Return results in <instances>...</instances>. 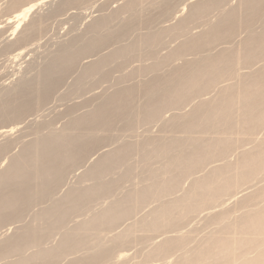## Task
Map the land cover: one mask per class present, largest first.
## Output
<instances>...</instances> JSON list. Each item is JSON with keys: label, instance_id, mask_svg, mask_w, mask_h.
<instances>
[{"label": "bare ground", "instance_id": "1", "mask_svg": "<svg viewBox=\"0 0 264 264\" xmlns=\"http://www.w3.org/2000/svg\"><path fill=\"white\" fill-rule=\"evenodd\" d=\"M51 1L52 0H12L10 6L13 9L12 10L13 15H12V17L7 19V23L8 24L11 23V25H12V28H13L12 33H15V31L19 28L21 23H23L25 21V19L29 16V14L31 12H33V10H35L36 8H38L41 5H44V4H47L48 2H51ZM81 1L85 2L84 0H63L58 5H59V7L62 6L64 8V6H65V8H66V6H69V5L74 6V4L76 5L77 3L81 2ZM136 1L137 0H135V2L133 0H131L128 3L126 2L127 3V4L125 3L126 5L123 4L124 6H122L121 8L119 7L118 9H121L123 11H124L123 7H126L125 10L129 9V11H131L133 9L132 10L134 12L133 14H135V12H137V11H134L135 5H136V8H137V5H140V4H138L139 1H137V2ZM175 1L177 2V0H175ZM181 1L182 2L184 1L186 3L185 0H181ZM223 1H226V0H207V2L205 1L204 4L202 3L203 1H201V4H198V3H195V5L191 4L192 8L191 7L190 8L192 9V11H191V13L189 12L190 15L187 16V17H189L188 19H186L187 17H185L186 21L190 20V22H193V21H196V19H200L201 17L202 18L206 17V15H208L207 12L210 9L217 8L219 5L224 3ZM171 2H173L175 5L171 6V4H173ZM176 2H174L172 0H161L160 3L156 7H154V5H152V7L154 9H152V7H151L152 12L151 11L150 12L153 13V10L160 9V11L165 10L164 15L169 14L170 8L172 10V7L174 8V6H176L179 3V1L177 3ZM135 3H137V4H135ZM221 7H218V8L220 9ZM263 7H264V0H239L238 6H236L234 9L231 8L232 10L229 9L230 10L229 12L226 11L227 13L225 12L226 13L225 15L223 13V16L221 15L220 19L217 20L218 22L217 23L215 22L216 24L214 23V25H211V27L206 32L205 31H204V33L202 32L203 34L200 33V36H196V35H195L196 37L193 36L192 37L193 39H191V40L189 38L188 39L189 41H187V39H186L185 43L181 44L182 47L181 48L178 47L180 49V50L178 49V51H177L178 53L181 52V50L182 51L184 50L185 53H186V50L188 52L194 53L193 49L195 50L196 48H199V47L205 48L206 49L205 52H207V51L210 52V50L218 42H219V44H218L219 46H220V44L222 45V44L233 43L235 41V39H234V41L232 40L233 42H230L228 40L229 39L231 40L233 36L236 37L237 36L236 33L237 32L240 33V30H241V32L243 30H246V31L242 32V33H244V35L246 33H248V35H245V38H243L242 41L238 40L239 36L237 37V40L241 41V43L239 42L240 44H238L236 47H239V45H240V48H235V47H233V48L231 47L228 49H226V48L224 49V47L222 49L220 48L221 49L220 52L218 51L217 54H215L216 56L214 55L215 56L214 58L211 57V59H210V57L208 56V58L210 60L208 58H207L208 60L205 58L206 59L205 63L202 61L201 65L202 64L203 65L202 66L198 65L200 67L195 66V65L197 64V62H199V60H201V58H198V60L195 58L197 60V61H195L196 63L194 61H191L192 63H195V65H192L190 63V61H189V63L191 65H188V61L186 62L184 59V61H185L184 63L187 64L188 67L192 66L191 71L193 74L190 73L191 75L189 76L185 72L187 75L185 77L186 79L183 78L184 79L183 80V79H181L182 78L181 75L183 74V72L180 76L178 75L181 73V70L183 71V69H178V67L175 68V70H173L174 72H172V71L171 72L174 74V76L175 75L179 76V78L176 76L175 77L173 76L174 79L178 78L179 83L178 84H177V82L173 83V84H175V87L171 83L170 86L171 87L173 86L172 89L170 86H169L170 89L164 88V87H166L164 85L167 84L166 83L167 81L164 84L163 81L161 82V80H159L160 79L159 76H158L159 79L157 78L158 80L156 78H152V80L150 79L151 81H153V79H156L153 82L146 83L147 82V80H146V82H144V83L142 82V83H137V84H133V85H131L132 83L130 85L127 84V87H124L120 90L118 88V90L116 92H114L113 94H111L112 96H110L109 98H107L108 96L106 97L107 99L103 98L106 100L101 101V104H99L98 106L96 105L98 108L96 109L94 107L95 110H93V112H92V110H91V113L87 111L88 113H90L89 115H88V113H86L87 116H85L86 114H83L82 116L80 115L81 117L80 116L77 117L78 119H73V121L71 119L69 121L70 123H68V125L67 124L65 125L66 128L64 130L62 129L63 131H59L62 133L59 134L57 131H56L57 132L56 133V132H54L55 131L54 130L53 131L54 133L50 134L49 136H47L45 138L42 137V139H39L33 143H30V144L28 143V145L26 144V146L23 149L20 147L22 149V150L20 149L21 152L19 151L20 153L17 156L15 154L14 157L10 158L9 164H7L8 166H6L4 170H2V171L0 170V226H2V227L5 225H11L14 223L17 224L19 219L22 217V215L26 211V209L29 206L31 207L33 202L36 201V203H37V201H41V200L43 201L44 199H47L48 196L50 197L51 193H53L55 188H57L62 183L66 170H68L69 168H76V167H72V166L78 165L79 163L78 164H76V163L79 161H82L83 159H85V157L88 158L92 154H96V155L99 153H102V154L101 155L99 154L100 157L98 158L97 161L92 159L93 161H95V163L93 164L92 168H89L90 171L88 169V173H86V175H85L87 178H89V180L91 178H92V180L94 179L96 181V183L92 187L83 188V189L81 188L77 191L75 189L76 192H74V190H73L72 192L74 195L72 198H71L72 193L67 194V195H70V194L71 195H70V198L69 197L67 198V200H65L63 198L64 199L63 201L66 204H63L62 202L61 203H54L50 209L42 210L39 213L37 212L38 214L35 213V215H37V218L39 220L40 219H43V220H40V222H36L37 219L35 220V218H34L33 221L36 224L40 223L41 226L40 225H38V226L44 227V228L41 229L36 224H35L36 226H33L34 224H31V226H28L25 229H23L20 232V234H16V236H13L11 239L9 238L7 243H5L6 241H4L3 244L1 243V245H0V261L3 260L5 262V260L7 258H11L12 256H23V253L25 252L26 249L33 248V250L35 249V251L34 252L32 251V253H33V254H31L32 256L30 255V257L24 256V257H21L19 259L17 258L16 261L8 262L5 264H40V263H36L37 260H38L37 262H39V260H40V262L42 263V259H44L50 251L48 247H47L48 249H46V247L45 248L43 247V246H45V245H43L45 239L47 237L49 238V236L53 232L58 231L59 229L61 230V229L65 228L66 225L64 226V221L66 220V218L68 216L73 214V212H76L82 204H83V206H81V208L84 207V204L91 199L96 200V198H97V200H98V197H100V196L102 197V195L107 196V194H108V196H110L109 195L110 192L116 186V181L109 180L111 182L104 183V181L102 180L103 181V183H102L100 180L101 176L105 173H106V175H108V174L114 175V173H116L117 167L120 165H125V164L128 165V163H127L128 158L131 155L138 153L141 150V148L138 146V144L126 145L127 144V142H126L123 147H120L119 149H117L114 152H105V151L103 152V147L105 145L102 147L101 144L104 143L103 142L104 139L102 138L103 139L102 143L99 142L100 140L95 139L96 137H94V135H96V134H94V133H96V131H99L100 133H101V131L102 132L109 131V129H110L109 127L111 126V123L114 122V119L121 117L122 115H124V118H125L126 116L124 113L128 112L129 110L131 111L130 108H132V107H130V106H132V104L135 101V100H133V102H132L133 96L135 95V93H138V94L140 93V91L137 92V90H142V92H141L142 94L144 92L152 91L153 92V93L151 92L152 95L154 94V91L155 92L157 91V93H155V95H153L156 97L152 98L153 96H151V99L149 97L147 98L149 100H146L147 101V102H145L146 104L143 103L144 107H143V109L141 108L142 111L138 110V112L140 114L137 115V122H139V125H140V122H148V121L151 122V120H152V122H155L156 118H158V117L160 118V116L163 115L162 114L163 111H167L166 108H170V107H171L170 109L179 108V106L182 105V102L184 100H188L189 99L188 97H190L191 95L195 96L196 94L194 95V93H202L204 96V94H207L210 90H212V88H210V87H212L215 83H217L218 80L221 79V80L226 81L225 76L230 77V75L231 76L234 75V72H233L234 70H235V74L237 73L236 71H238V70L242 71V68H243L242 65H244L243 63H246V62L248 63L249 61H251L250 64L248 63L251 66V64L257 59V57L264 56V31L261 29L263 32L259 31L258 32L259 34H256V33L253 34L255 30L252 28V26H253L252 23L255 20L258 19L260 21L261 19H263V21H264V15L262 16V14H264V12L260 15L262 18L259 17V14L262 12L261 10H264V9H262ZM138 8H140V7L138 6ZM167 8H169L168 9L169 12H166ZM59 9H61V8H59ZM141 10L144 12V8H142ZM156 10H155V12L159 11V10H157V11ZM214 10H216V9H214ZM115 11L117 12L119 10H115ZM146 11L149 12L147 9H146ZM146 11H145V13H146ZM211 11H213V10H211ZM114 12H113V14H114ZM177 12H179V10ZM138 13L129 17L128 14H130V13L128 12L127 16L125 14V16L128 18V19L126 18L127 20L124 17L121 18L120 15L119 16L116 14L111 15L112 17H114V19H116L115 15L118 16L116 20L118 21V24H121V26H119V25H118V27L116 26L117 28L115 30H114V28H113V30L108 29L109 23H110V22H108V20H110V19H107L104 16H102L103 18L102 17H100V18L96 17L97 19L91 24V29H93L94 31H98V30L106 28L108 30H105V32L103 31L104 32L103 34L100 33L101 36L100 35L98 36V34H97V36L99 37L97 39L93 38L96 36H93L92 39H90V40L87 38L88 40L86 39V42H85V40L83 41V42H85L84 44H81L78 47L73 46L74 48L71 49L70 51H68V52L64 51L63 53H65V54H63L60 51L63 54L62 56H59L61 53L58 55V57H57V55L56 56L53 55L56 58L55 57L53 59L51 58L52 60L50 59L51 61H48L49 64L47 66L44 65L46 68L41 70V72L39 71V73H37L38 75H36L34 78H30V79L24 80V81L16 84V86H14L13 88L11 87L12 90H11V88H10V90H7L6 93H4L5 97L3 96L4 98L2 97L1 98L2 101H0V118L2 120L3 119L7 120L8 118H10V119L13 118L12 120L15 121V119L21 120V117L25 116L28 111L29 112L31 111L33 113V111L35 110L36 107H38V106L40 107V105L42 106V104L48 100L50 94L52 96V92L54 91L55 87H58V85H60V83L62 85V81L64 82V80L66 79L65 76H69L67 73H69V72L74 73V72H72L73 71L72 69L74 67L76 68V63H79L77 61H79L78 59L80 57L82 59L83 58L89 59L90 57L93 58L94 56L95 57L98 56L99 52L103 51V49L106 50L107 48L113 46V44H115V43H117V45L119 46L120 40L121 39L123 40L131 32L133 33L134 30H136L135 31L136 36H138L137 35L138 34L137 33V28H138L137 25H139V27L142 28L145 25L147 26V24H149L148 21H150V18L148 19V18L143 17V15H141L142 12L139 13L140 15ZM160 13L163 14V12H160ZM117 14H119V12ZM152 15H154V14H152ZM203 15H205V16H203ZM111 16H108V17L110 18ZM254 16H258V18L255 20L253 19V22H250L251 28H248V30H247L246 26L248 24V21H250V19L253 18ZM119 17L121 18L122 21H124L123 19H125V21L122 23L121 21H119L120 20ZM11 19L13 21H11ZM40 19H41V17H40ZM40 19H39V22H37L35 19L36 22L33 20L34 22L32 21L30 23H27L28 24L27 27L24 26V27H26L27 34H28V32H31V31L33 33L38 31V28H40L38 25L41 24V22H42L41 21L42 19L41 20ZM186 21L183 18L178 24H176L177 26L175 25L174 28H172V27L171 28H163L157 32L148 31V32H146V34L144 33V35L141 34L139 37H137V39L135 41H133L134 40V38H133V40H131V41H133L132 43L130 41V39H132V38L129 37V41H130L129 45H128L129 42H127L128 38L126 37L127 39H125L126 40L125 43L127 42V46L121 45L120 47L112 49L109 53L106 52L108 54L104 53V55H101L102 54L101 53V54H99L100 56H98L96 58V60H94V61H92L91 58H90L91 61H84L83 72H81L80 67H79L80 72L83 73L81 75H85V77L83 76V78L82 77L81 78L85 79L86 76L89 74L92 77L93 73L96 74L98 70L101 71L102 69L103 70L106 69V67H104V66L107 65V68H108V64L110 62L114 63V61L117 59H123L124 60L125 58H129L128 55L130 53L140 52V50L143 48H147V50H148L146 55L144 56V58H148V57L154 58L155 57V50L159 49V48L156 49V47L162 43V40H164L163 39L164 36L170 35L172 33H179V32L182 33L184 30H186L185 28H187V26L185 27V25L188 24V23H186ZM157 24H158V22H157ZM243 25L245 26L244 29L242 28L243 30L242 29L239 30V28H241V26L243 27ZM263 27H264V25H263ZM139 32H141V31H139ZM184 32L186 33V31H184ZM22 33H21V35H22ZM93 33H94V35L96 34V32H93ZM24 34H25V32H24ZM131 34L129 36L133 35V34L132 35ZM10 35H12V34H10ZM10 35L8 34V36H10ZM26 36H28V35H26ZM3 39H5V38H3ZM77 40H78V42L80 41L79 38H77ZM72 42H68V44L71 43V45H72L74 43V42L73 43ZM118 42H119V44H118ZM212 45H213V47H212ZM209 48H210V50H209ZM64 49L62 48L61 50H64ZM144 50H143V52H144ZM189 50H191V51H189ZM172 51L173 50H171V53H172ZM18 52L19 53L15 54L14 56H21L23 54L22 51L21 52L18 51ZM177 52L176 53L174 52V53L176 55H179V56H176L173 53L174 55L172 54L173 57H171L170 52H169L170 54H168V55L171 58L175 57L174 61L176 60L177 57L180 58V59L177 58L178 60H181L180 55L182 52L179 54H177ZM137 54H139V53H137ZM161 55H163V54H161ZM165 55L163 58H165ZM206 55H207V53H206ZM131 56H133V55H131ZM157 56H158V54H157ZM184 56H185V54H184ZM184 56H182V57H184ZM204 57H205V55H203V58ZM163 58L160 61L158 60V61L154 62L153 65L148 66L149 68L146 67L143 69V67H142L143 72L140 68L141 71H139V73L141 72L142 74H145L147 71H150V70L152 71V73L156 72L157 70L155 68L158 67L157 69H159V66L161 64L162 65L160 67L165 65L163 62L165 59L163 60ZM169 58H166V60ZM263 58L264 57L260 58V61L262 59V61L264 62ZM253 59H255V60H253ZM123 60H121V62ZM155 60H156V58H155ZM170 60L172 61L173 59H170ZM124 61H123V63H124ZM169 61H165V63L168 62L170 64ZM258 61H256V62H258ZM8 62H9V60H8ZM117 62H118V60H117ZM117 62L115 63L116 65L119 63V62L118 63ZM126 63L128 64L129 62H126ZM79 64H78V66H79ZM111 64L112 63H110V66L112 67ZM115 64L113 66L116 68H115V70L114 69L112 70L113 72L117 71L116 70L117 66H115ZM240 64H241L242 68L236 69V67L237 68L240 67L239 66ZM128 65H126V66H128ZM187 65H183V66H186V68H187ZM80 66H82V65H80ZM126 66L123 65L124 68ZM244 66L249 68L248 66H246V64ZM259 66H258V68H259ZM261 66H262V64H261ZM101 67H103V68L100 69ZM111 67L108 68L109 74L112 73L110 71V69L114 68V67H112V68ZM128 67H126V69ZM173 67H174V64H173ZM245 67L243 69H245ZM118 68L123 69L121 64H119ZM170 68H171V66H170ZM263 68H264V65H263ZM137 69H139V68H137ZM177 69L180 71V73H179V71L176 72ZM260 69H262V67ZM260 69L256 70V74L251 72L254 75H252L250 72L248 74H251V76L247 77V76L243 75L245 78H243V80L241 81L240 84L238 83L239 87H238V85H236L237 84L235 82L236 78L235 79L233 78L235 84L231 83V80H230L231 84H229L230 86L231 85L233 86V84H234L233 87L232 86L230 87L228 85V83H229L228 82L226 84L227 87L226 88L222 87V90L219 91L221 88L220 87L221 83H222V86L225 87V85H223V82H220V84H217V86L220 87L218 90L220 92L219 93L220 95L218 94L219 98H216V99L213 98L214 100H211V101H209V99H207L208 101L205 100V102H203V100L201 102V100H200L198 102H200L201 104H199V103L197 104L200 106L198 108H197V105L195 106L197 109L192 108L193 112H189L187 114V116L185 115L187 112L184 114L187 118H185L183 116V114H182V116H180L182 118L184 117L185 120H182V118L181 119L177 118L173 122H171L169 125L172 126L173 125L172 123H174L176 126L175 127L173 125L175 127V129H173V127H171V129L176 130L175 132L178 131V132L184 134V136H182L183 137L182 139L178 138L179 140H176L177 138L175 139L174 137H172L173 138L172 139L173 141H172V140H170V138H168L171 141V142L168 141V143L165 142L164 139H161L162 143H161V141H159V140L156 141V139H155L156 145H157L158 141L160 143L156 147H154L153 149L151 148V146H148V145H150V144L153 145L152 142L154 140L149 139V141H146V145H147V142H150V140H151V143L148 144L146 147L147 148L150 147L151 151H148L149 149H147V151H146L145 145H143V144H145V142L143 144L141 143L140 145L144 146V149H145L144 152L146 151L144 153L142 150V153H144V156L141 159V160H143L142 163L144 164L150 160H153V159L155 160L156 158L159 159L158 157L161 155H162V157L166 155L168 158H166L167 160L165 159L167 161L164 164L165 169L159 170L158 167H156L159 171H161V173H155L154 174V172H151L154 175L152 176V178L150 180H148L149 182H147V183H146V181L143 182L144 184H147V186L140 188V189H133V190L129 191V193L126 191L128 193L127 195L125 194L126 198H124V196H122L123 200H120V199H119V201L117 200V202L110 204L105 210L100 211L99 214L97 213L98 215L96 214V216H93L90 220L83 221L81 223L79 222V224H77L73 229L66 231L65 234H63L64 237L61 238V240H60L61 242L59 241V244H57V247L54 248L58 251V255L55 259H61L67 253H70L69 251H73V250H76L78 248L81 249L82 247H83L82 249H84V247L88 246L90 243L92 245V241H90V243H89V239L92 238L91 236H93L94 234L95 235L93 236V238L95 239V236L97 237V233H99V230H101V228H103L102 225L104 223L107 224V225L106 224L104 225V227L107 228L108 225L111 226V225L116 224L118 221L121 220V218L124 217V215H126L127 213H130L133 209L139 208V206L146 203L147 200L151 201L150 199H155V200L157 199L158 201H160L159 199L162 198L163 195H168L169 193L174 192V190H176V189H178V187H180L179 185H180L183 177H185L186 175L191 176V174H193L196 170H198L203 165H205V163L206 164L211 163V162L214 163L213 160L219 159V158L221 160L224 156H226L227 153H229V150L232 147V145H234L233 148H235V144L238 143V141H235L233 139V137L231 136L233 134L232 131H234V132L236 131V130H234L235 128L236 129L239 128V130H238L239 133H241V135H246L248 138L252 134H255L258 130H260L264 126V70L260 71ZM154 70H156V71H154ZM75 71H77V70H75ZM108 71H107V73H106V71L104 72V74H106L107 76H108ZM134 71H136V70H134ZM151 71L147 72V73H151ZM184 71H186V70H184ZM188 71H189V69H188ZM252 71H253V69H252ZM232 72H233V74H231ZM175 73H178V74H175ZM97 74H96V76H98V77H96V78L98 79L99 77L102 76L103 73H101L100 76H99V74L98 75ZM133 74H134V72H133ZM133 74H131V76ZM171 75L172 74H170V77H169V75H167L166 78H168V77L172 78ZM238 75L240 77L242 76L240 74H238ZM187 76H189L188 79H187ZM91 77H90V79H91ZM108 77H110V76H108ZM119 77H117V79ZM229 77H227V78H229ZM233 77H237V76L235 75ZM240 77H239V79L242 78V77L241 78ZM125 78L126 77H124V79ZM132 78H134V77H132ZM169 78H168V83L170 80ZM72 79H74V78H72ZM87 79H88V81H90L89 78H87ZM102 79L107 80L108 78L106 79V77H105V79L104 78H102ZM102 79H99V80L103 81ZM179 79H180V81H179ZM78 80H76V84L77 83L79 84V81L81 79L79 81ZM93 80L95 81V78H93L91 81H93ZM118 80H120V79H118ZM162 80H166V79L163 78ZM171 80H173V78ZM238 80H237V82H238ZM139 81L141 82V80H139ZM159 81L162 84L159 83L160 86L158 87L157 86L158 84H155V83H158ZM85 82H87V80L84 81L83 84H85ZM108 82H109V80H108ZM116 82L119 83L118 81H116ZM125 82H126V80H125ZM115 84L116 83H114V85ZM73 85H75V84H73ZM167 85H169V84H167ZM235 85L237 86V88L235 87ZM63 86H64V84H63ZM75 86H77V85H75ZM86 86H87V84H86ZM162 86H164V87L162 88ZM217 86H215V88ZM1 87H3V86H1ZM122 87H123V85H122ZM157 87L159 90L157 89ZM58 88H56V90ZM215 88L213 87V91H215L214 90ZM208 89H210V90L207 91ZM75 90H76V88H75ZM203 92H206V93H203ZM53 93H55V91ZM148 94L149 93H146L144 95H148ZM202 94L199 96H202ZM218 95H216V96H218ZM196 96L193 98H196ZM135 97H136V95L134 96V99H135ZM193 98H191V99L194 100ZM71 103H72V101H71ZM183 103L185 104V102H183ZM53 105H55V104H53ZM75 105H77V104H75ZM37 109L38 108H36V111H37ZM71 111H73V110H71ZM81 111H83V110H81ZM179 111H180V109H179ZM24 113H26V114H24ZM180 114H181V112H180ZM32 115H30V116H32ZM75 118H76V116H75ZM173 118H175V117H173ZM23 119H25V118L23 117ZM121 119H122V117H121ZM129 119H130V117H129ZM133 119H134V117H133ZM153 119H155V120L153 121ZM33 120H34V118H33ZM117 120H119V118ZM3 121L5 122V120H3ZM150 122H149V124H150ZM158 122H159V119H158ZM23 123H25V122H23ZM125 124H127V123H125ZM129 124H131V123H129ZM121 125H122V123H121ZM136 126H137V124H136ZM167 127H168V129L166 131H168L170 128L168 125H167ZM2 128H4V129H2ZM48 128H49V126H48ZM125 128H127V127H125ZM25 130H27V129H25ZM173 130H171L170 132H172ZM12 131H13V127L12 128L11 127H8V128L1 127L0 138L3 139L4 137L6 138L8 136H11L10 134L12 133ZM46 131H47V129H46ZM206 133H214V134L218 135L217 136L218 138L213 137V139L208 138L209 139L208 140V139H206V136H205V138L203 136V135H206ZM160 134H162V133H160ZM172 134H174V133H172ZM164 136H165V134H164ZM180 136H178V137H180ZM247 137H246V139H247ZM164 138H167V136ZM249 139H251V137ZM8 140H9V138L4 143H2L0 145V154H2V155H5L7 153L9 154V152L13 149L14 143L11 141H8ZM17 140H18V138H17ZM155 141H154V143H155ZM234 141L237 143L234 144ZM188 142L190 144H192L193 148H192V146L190 147L192 150L186 154L180 155L181 151L177 150V149H179L178 147L180 146V148H183L182 146L184 145V147L186 148L188 146ZM98 143L101 146L99 148H97ZM247 143H248V139H247ZM185 145H187V146H185ZM259 145H260V142H259ZM172 146H177V148L175 147V153L178 151V152H180V154L177 153L179 155L175 154L177 156H174V155H172V153H170ZM257 147L255 145V148H257V149H255L254 151H250V152H248V151L245 152L243 150V153L240 154L238 161H236L235 163L226 162L222 167H218V166L217 167L215 166L213 168L210 167L211 170L208 174H206L202 178L193 179L194 182H192V186L194 188H191V187H189V188H191L192 190L194 189V190L193 191L191 190V192H190L189 191L190 189H189L188 191L190 193H188L187 196L185 195V197H184V196L180 195L181 197H179L178 199L173 198V201L171 200L172 202L169 200L168 203H165L164 207L161 206L163 209L161 210V212H160V210L158 211L159 214L158 215L156 214L157 216L154 214V216H156V217L153 219V221H151L153 223H149L147 225L145 224L146 227H149V228H147L146 231H149L150 229H152L154 231V229H155V230H158L157 232L159 233L160 229L165 228L164 230H168V228L170 229L171 227L174 226L178 217L183 218L185 216L187 217L188 215H191L194 213L197 214V212H200V210H202L203 206H205V205L207 206V204H209V203H210V207L213 206L211 202L215 203L214 201H216V202L219 201L218 199H220L222 194L227 195V193L231 194V193L235 192L234 194H232V197L237 196V194H240V193L242 194V192L245 190V188H244V190L243 189L241 190V188H240V191H239V190H237L238 189L237 187L239 186V184H240V186L243 183L245 184L251 177L253 178L254 176H256V174H257L256 172L260 173V171H259V169L261 167L260 164L262 165L261 161L262 160L264 161V141H261V145L257 146ZM172 149H173V151L172 150L171 151L174 153V147H172ZM231 150H230V152H231ZM14 152H16V151H14ZM83 162H86V161L83 160ZM151 162H153V161H150V163ZM147 164L144 166L147 167ZM80 165H82V164L80 163ZM125 166H123V167H125ZM123 167H120L119 169L121 170V168H123ZM130 167H131V165H130ZM130 167H128V168L126 167L127 169L125 168L126 169L125 172H124V170H122L124 173H123V176L120 175L121 176V177H119L120 179H127V180L131 179L130 175L132 174V170ZM77 168H76V170H77ZM115 168H116V170H115ZM140 169H143V167ZM205 169H206V167H205ZM113 170H115V172ZM135 170L133 172H135ZM112 171L114 173H111ZM143 171H144V169H143ZM151 173H149V175ZM144 177H146V176H144ZM139 178H140V176H139ZM83 179L85 181L86 178H84V176H83L82 180ZM146 179H147V177H146ZM78 181H80V180H78ZM125 183H126V181H125ZM235 190H237L239 192H237ZM110 197H112V196H110ZM245 197H246L245 202L244 201H241V202H244L247 205L249 203L251 204L252 202L257 203V204L258 203L264 204V189H262L256 193H253V195L250 194L249 197H247V196H245ZM162 199H161V201H162ZM68 203L72 204V206L70 208L67 207ZM61 204H63V205H61ZM147 204H148V202H147ZM159 204H161V203H159ZM220 204H223V203H220ZM257 204H255V207ZM259 204L257 206L258 209L254 208V210L253 209H251L250 211L247 210L248 211L247 213L245 212V214L241 218L239 217V220L236 223L231 224V226L230 225L227 226L228 228L227 227L221 228V229L219 228L220 230L218 229V231H219L218 236L215 235L216 237L213 238L212 240H209V241L207 240L208 239L207 238L206 241H208V242H204L205 243L204 244L205 246L203 245L204 247L201 246L202 247L201 248L199 246L201 249L198 250L196 248L198 250L196 252L193 249L194 250L193 253L196 255L195 256L193 253L191 255V256L196 257V258L194 257L196 260H195V263H193V264H236L235 263V262H237L236 259L239 260V258L242 259V262L240 260L241 264H264V205L261 206V204L260 205ZM253 206H254V204H253ZM259 206H261V207H259ZM85 207H86V205H85ZM207 207H206V209H208ZM244 207H246V205ZM249 207H250V205H249ZM88 208H86V210H88ZM93 208H94V206H93ZM155 211H156V209H155ZM75 214H74V216H75ZM92 215H93V213H92ZM127 215L129 216V214H127ZM230 215H231V213H230ZM151 216H153V215H151ZM220 216H222V215H220ZM46 217H49V218L53 217L54 218V221L52 223L50 221L53 219H51V218H50L51 220L49 219L50 220L49 224L50 223L51 224L48 225L47 227L42 226L44 224H41V221L44 222V218H46ZM219 219H220L219 216H215V215H214V217L211 218V220L213 222L219 221ZM45 220L47 221L48 218H46ZM183 220H184V218H183ZM220 220H222V217ZM74 221H76V220H74ZM47 224H48V222H47ZM219 224H221V222ZM228 224H230V223H228ZM145 228H144V230H145ZM103 229H102V231H105V228H103ZM142 232H144V231L142 230ZM160 232H163V231L161 230ZM204 232H205V230H204ZM150 233H151V231H150ZM161 235H164V233ZM207 236H208V234H207ZM101 237L103 238V235ZM125 238H126L125 235H122L119 238V242L123 243L125 241ZM96 240L103 243L101 241L103 239L99 238V240H98V237H97ZM184 240L186 242L187 237L185 239H184V237L168 238V239L164 240L159 246H157L155 248V251L153 252V254L151 253V255H155V254L161 255L163 253L170 252V250L173 248L174 249L177 248V250H178V248L182 249L184 244H185ZM115 241H117V240H115ZM99 242H95V243L97 244ZM96 244L94 245V243H93L92 247L96 246ZM125 244H126V242H125ZM87 248H89V247H86L85 249H87ZM96 248H98V247H96ZM99 248H101V247L99 246ZM89 249H93L96 251V249H94V247L89 248ZM51 250H53V249H51ZM234 250H236L238 252V254L242 253V252H240V250H242V251L244 250L243 252H247V250H253L255 253V255H254L255 257L253 258V256H252V258H248V257L243 255L245 253L241 254L242 257L240 255L234 256V254L237 253L236 251L234 253ZM108 253H109L108 249L105 250V248L104 249L102 248V249L96 251L95 256L92 254L93 257H91L89 259L86 258L85 260H83V262H88L89 260H94L93 259L94 257L95 258L100 257V258H102L101 260L104 262V260H106V259L102 256H105ZM250 253H251V251H250ZM155 256H157V255H155ZM164 256H166V255H164ZM109 257H110V255L107 256L108 259H109ZM103 258H104V260H103ZM118 258H120V257H118ZM97 259L100 261L99 258H97ZM183 259H185V258H183ZM185 260H188V259L186 258ZM95 261H96V259L94 260V262ZM181 261H182L181 264H183L184 261L183 260H181ZM189 261H186L184 264H186L187 262L192 263L191 262L192 260H189ZM78 262L81 263V261H78ZM78 262L75 261V263L73 262V264H77ZM193 262H194V260H193ZM45 263H49V262H45ZM80 263H78V264H80ZM43 264H44V261H43ZM69 264H70V262H69Z\"/></svg>", "mask_w": 264, "mask_h": 264}, {"label": "rangeland", "instance_id": "2", "mask_svg": "<svg viewBox=\"0 0 264 264\" xmlns=\"http://www.w3.org/2000/svg\"><path fill=\"white\" fill-rule=\"evenodd\" d=\"M11 1L12 0H0V39H1L0 40V101H2L1 98L4 96V93H6L7 90H10L11 87L13 88L14 86H16V84H18V83H20V82H22L24 80H27V79H30V78H34L36 75H38L37 73H39V71L41 72V70H43L44 68H46L45 66H47L49 64L48 61H51L56 55L58 57V55L61 52L62 53L64 51L65 52H68L71 49H73L74 47H78L81 44H84L86 42V39L87 38L90 40V39H92L93 36H96V37H93V38L94 39H97V38H99L98 36L100 35V33L103 34L105 32V30H108V29L113 30V28L115 30L118 27V25L121 26V24H118V21L116 20L119 15H120L121 18L124 17L126 19L127 18L126 16H127L128 12L130 13V14H128V16L130 17V16L135 15L136 13H138L140 11L139 13L142 12L141 15H143V17H145V18H148V19L150 18V21H148L149 24H147V26L145 25L146 27L144 26V27L140 28L139 25H137V27H138L137 28V33H138L137 35L138 36H136V32H135L136 30H134L133 33L131 32L133 35L130 33L132 36H129L130 34L128 36H126L128 39L125 37L123 40L122 39L120 40V45L119 46L117 45V43H115V44H113V46L107 48L106 50L103 49V51L99 52V54L102 53L101 55H104V53H106V52L109 53L112 49L117 48V47H120L121 45L122 46H124V45L127 46V42H129L128 43V45H129L130 44V41L133 40V38H134L133 41H135L137 39V37H139L141 34L142 35H144V33L146 34V32H148V31L157 32V31H159L160 29H163V28H171V27L174 28L175 25L178 24L183 18H184L185 21H186V19L189 18L187 16H189L190 13H191V11H192L191 4H193V5H195V3L201 4V1H203L202 2L203 4H204L205 1L207 2V0H185L186 3L184 1H183L184 2L183 3L181 0H177V2L179 1V3L176 6H174V8L172 7V10H171L170 7L173 6V5H175L173 2H171L173 4H171V6L169 7L170 8V10H169L170 12L168 11L169 8H167V10H166V12H169V14H165L164 15V13H165L164 11L165 10L160 11V9H157V10H159L158 12H155V10H156L155 9V10H153V13H151L152 12V9H154L152 7V5H154V7H156L160 3L161 0H137V1H139L138 4H140V5H137V8H138V6L141 9L144 8V12L140 8L137 9L136 8V5H135L134 11H137V12H135V14H133L134 13L132 11L133 9L131 11H129L128 8H127L128 10H125L126 7H123L124 8V11L121 10V9H118L119 7L121 8L122 6L126 5L131 0H84L85 2L81 1V2L77 3L76 5L74 4V6H70V5H69L70 7L69 6H66V8H65V6L63 8L62 6L59 7V5H58L63 0H52L51 2H48L47 4L41 5L38 8H36L35 10H33V12H31L29 14V16L25 19V21L23 23H21V25L15 31V33H12L13 28H12L11 23L10 24L7 23V19L10 18V17H12V15H13V12H12L13 9L10 6ZM133 1L135 2V0H133ZM172 1L176 2L175 0H172ZM223 2H224L223 4H221V5L218 6V7H221L222 6L220 9L218 7L217 8L210 9L207 12L208 15H206L207 13L205 14L206 17H203V18L201 17L200 19H196V21H193L192 20L193 22H190V20L189 21L187 20L188 22L186 21V23H188V24L185 25V27L187 26V28H185L186 30H184V31H186V33L183 31L184 33L183 32L182 33H180V32L179 33H172L170 35L164 36V38H163L164 40H162V43L159 45L160 47L159 46L156 47V49H158V48L159 49L158 50H155V57L154 58H149V57L148 58H144V56L146 55V53H147L148 50H147V48H143V49L140 50V52H132V53H130L128 55L129 58H125L124 59L125 61L123 59H117L119 63L117 62V60H115L114 63L113 62H110V63H112L111 64L112 67H114L113 65L116 62L118 63L117 65L115 64V66H117V69H116L117 71L116 72L115 71L114 72L112 71L113 69L115 70L116 67L112 68L110 66V63L108 64V68L109 67L112 68V69H110V71L112 72V73L111 72L110 73L112 75L109 74L107 65L104 66V67H106V69H104V70L106 71V73L108 71V76H110V77H108L106 74H104L105 71L102 69L103 67H101L100 69H102L101 70L102 72L100 70H98L97 73L99 74V76H100L101 73H103L101 77L104 78V79L106 77V79L108 78L107 80H103L101 77H99L97 79L96 78V77H98V76H96L97 73L96 74L93 73L94 76L92 75V77L95 78V81L94 80L91 81L93 78L89 74L90 76L87 75L86 78H85L87 80V82H85V84H83V82L86 81L85 79H82L83 76L85 77V75H81V74H83L81 72H83V64H84V61H91V59H92V61H94L100 55L98 54V56H96V57L94 56L93 58L90 57L91 59L90 58L89 59L88 58H85V59L83 58L82 59L80 57L81 59L79 58L78 59L79 61H77V62H79V63L81 62V63L80 64L79 63H76V68L77 69L75 67L72 69L73 70L72 72H74V73H71V72L67 73L69 76H65L66 79L65 78H64L65 80L63 79L64 82L62 81V85L60 83V85H58L59 88L58 87H55V89H54L55 93H53L54 92L53 91L52 92V96L50 94L51 97L49 96L48 100L45 101L42 104V106L40 105V107L39 106L36 107V108H38L37 111H36V108H35V110H34L35 112L32 110L33 113L31 111L30 112L28 111L29 113L27 112V114L24 113L26 115L25 116H22L21 117V120L20 119L19 120L18 119H15V121H14V120H12L13 118L12 119L8 118L7 120L9 122L6 119H3V120H5V122H4L0 118V120H1L0 121V129H1V127H5V128H8V127H11L12 128L13 127V131L10 134L11 136H8L6 138L4 137L3 139L0 138V145L2 143H4L8 138H9L8 141H11V142L14 143L13 144V149L9 152V154L8 153L5 154V155L0 154L1 155L0 156V161H1L0 162V170L1 171L4 170L5 167L8 166L7 164H9L10 158L14 157L15 154L17 156L21 152V150L26 146V144L28 145V143L29 144L30 143H33V142H35V141H37L39 139H42V137L45 138V137L49 136L50 134H52V133H54L56 131L59 134L62 133V132H59V131H63L66 128L65 125L66 124L68 125V123H70L69 121L71 119L73 121V119H78L77 117H79L80 115L82 116L83 114H86L88 112L91 113V110L93 112V110H95L94 107L97 109L98 108L97 106L99 104H101V101L106 100L107 98H109L110 96H112L111 94H113L114 92H116L118 90V88L120 90V89H122L124 87H127V84L130 85L132 83L131 85H133V84L142 83V82L144 83V82H146V80H147L146 83L153 82L159 76L160 79L159 78L158 79L161 80V82L163 81L164 84H165V82L167 81L166 83L169 84V85H167V84L164 85L163 84L166 87L162 86V88L164 87V88H169L170 89V87H171L170 84L171 83H172V85L174 87H175V84H173V83H176V82H177V84L179 83L178 82V78L182 74V72H183V74L186 72L189 76L191 75L190 73H192V71H191L192 66L191 67L190 66L188 67V65H191V64L192 65H195V63H196L195 61H197L198 58H201V60H199V62H197V64L195 66H198V65L202 66L203 65V64L201 65L202 61L205 63V61L208 58V56L210 57V59H211V57L214 58L216 56L215 54H217L218 51L220 52V50L223 47H224V49L225 48L228 49V48H231V47L232 48L233 47L240 48V45H239V47H236V46L241 43L242 39L245 38V35H248V33H246V32H245L246 33L245 35H244V33H242L243 31H246V30H243L244 27H245L244 25H243V27L241 26V28H239V30L243 28L242 29L243 30L242 32L240 30V33L239 32L236 33L237 34L236 37L233 36L234 38L232 37L231 40L230 39L228 40L230 42H233L234 39H235V41L233 43L222 44V45L220 44V46H219L218 45L219 42H218L217 44H215L214 47L212 45L213 48L211 50L209 48L210 52L209 51L205 52L206 49L205 48H200V47L195 49L197 52L193 49V52L194 53L188 52L186 50V53L188 52L186 54L184 50H183L184 52L181 50L182 53L179 52V53H181V55H180L181 56V60H178V59H180L179 57H177L178 59L176 58L175 61H174L175 57L174 58H171L178 51V49H179L178 47H180V48L182 47L181 44L182 43L184 44L186 39H187V41H189L188 40L189 38L191 40V39H193L192 38L193 36L194 37L200 36V33L203 34L204 31L206 32L211 27V25H214L215 22L216 23L218 22L217 20L220 19L221 15L223 16V13L225 15L227 12H229L230 10H232L231 8L234 9L236 6H238L239 0H226V1H223ZM135 4H137V3H135ZM58 7L61 8V9H59ZM151 7H152V9H151ZM146 9L149 12L150 11L151 12L150 13L147 12ZM214 9H216V10H214ZM262 9H264V7ZM115 10H119V11L116 12ZM178 10H179V12H177ZM211 10H213V11H211ZM145 11H146V13H145ZM261 11L262 12L259 14V17L260 18H262L260 15L264 12V10H261ZM113 12H114V14L118 15V16L115 15V18L116 19H114V17L111 16V15H114ZM118 12H119V14H117ZM160 12H163V14L160 13ZM125 14H126V16H125ZM152 14H154V15H152ZM205 15H203V16H205ZM263 15L264 14H262V16ZM102 16H104L105 18L111 20V21L108 20V22H110L109 23V28L108 29L104 28V29H101V30H98V31H94L93 29H91V24L97 18H100ZM108 16H111L112 18L111 17L109 18ZM40 17H41L42 20L40 19ZM120 17H119L120 20L119 19L118 20L123 23L125 21V19H123L124 21H122ZM185 17H187V18L185 19ZM257 18H258V16H254L253 18L250 19V21H248V24L246 23L247 24V26H246V29L247 30H248V28H251V23L250 22H253V19L255 20ZM35 19H36L37 22H39V19L42 21L41 24L38 25L40 28H38V31H36L35 33H33L30 30L31 32H28V34H27V31H26V27L28 25L27 23H30L33 20L35 21ZM261 20L263 21V19H261ZM261 20L259 21L257 19V20H255L253 22L254 24L252 23V25H253L252 28L255 30L253 34H255V33L256 34H259L258 33L259 31L260 32L262 30L264 31V29H263L264 28L263 27L264 21L262 22ZM11 21H13V20L11 19ZM157 22H158V24H157ZM24 26H26V27H24ZM139 31H141V32H139ZM24 32H25V34H24ZM93 32H96V34L94 35ZM21 33H22V35H21ZM8 34L9 35L12 34V35L8 36ZM97 34H98V36H97ZM26 35H28V36H26ZM238 36H239L238 40H241V41H238L237 40V37ZM129 37L132 38V39H130V41H129ZM3 38H5V39H3ZM77 38H79V40H80L79 42H78ZM125 39H127V42L126 43H125V41H126ZM84 40H85V42H83ZM133 41H131V43ZM68 42H72L73 44L71 45V43H69L71 45L70 46L68 44ZM118 44H119V42H118ZM62 48L63 49L65 48V49L64 50H61ZM143 50H144V52H143ZM171 50H173V51L175 50L174 51L175 53L173 51L171 53ZM18 51H20V52L22 51L23 54L21 56H14L15 54L19 53ZM189 51H191V50H189ZM62 53L59 56H62L63 54H65V53H63V54ZM108 53H106V54H108ZM137 53H139V54H137ZM179 53L177 52V54H179ZM183 53L185 54L186 57L184 56ZM206 53H207V55H206ZM157 54H158V56H157ZM161 54H163V55H161ZM168 54H170L171 57ZM53 55H55V56H53ZM131 55H133V56H131ZM164 55H165V58H163ZM203 55H205L204 58H203ZM176 56H179V55H176ZM182 56H184V57H182ZM262 57H264V56H262ZM262 57L261 56L257 57V59L259 58L258 59L259 61L256 58H255L256 60L253 59L255 61L253 62L254 64L252 63L253 65L251 64L252 67L249 65L251 63V61L248 62L249 64L247 62L246 63H243L244 65L246 64V66L249 65L248 66L249 68H247L244 65H242L243 68L245 67V69H243L242 66H241V64H240L239 65L240 67H238V68L236 67V69H241L242 68V71L238 70V71H236L237 73L235 74V70H234L233 71L234 72V75H232V76L230 75V77L227 76L229 78H227L225 76V79H226L227 82L225 80H221V79H220L221 81L218 80L219 83L217 82L212 87H210V88H212V90L208 89L207 91L210 90L211 92L209 91L207 94H204V96H203L202 93H194V95L195 94L197 95V96L195 95L196 98H193L195 96H192V95L190 96L194 100H192L190 97H188L190 100L189 99L188 100H184L183 102H185V104L182 102V105H180L179 108H175V109L172 108L173 110L170 109L171 107L170 108H166L167 111H163L162 112L163 115H161L160 118L159 117L156 118V121L155 122H152V120H151V122L150 121H148V122H140V125H139V122H137V115L140 114L138 112V110H141L142 111V109L144 107V104L143 103L147 102L146 100H149L147 98L149 97L151 99V96L155 95V93H157V91L156 92L154 91V94L152 95L151 94L152 91H150V92H144L142 94L141 93L142 90H137V92L140 91L141 94L140 93L139 94L138 93H135V95H136L135 99H134V96L135 95L133 96L132 102H133V100H135L134 103H133L134 105L132 104V106H130L132 108H130L131 111L130 110L128 111L129 113L128 112L124 113L126 117L124 118V115H122L121 116L122 119H121V117H118L119 120H117L118 118L114 119V122H112L111 123V126L109 127L110 128L109 131H106V132H102L101 131V133L99 131H96V133H94V134H96V135H94V137H96L95 139L100 140L99 142H101V143H102V140L104 139L103 140L104 143H102V144L100 143L102 145V147L105 145L103 147V152L104 151L105 152H114L117 149H119L120 147H123L126 142H127L126 145H128V144L129 145L130 144H132V145L138 144V146L141 148V150H140L141 152L139 151L138 152L139 154L138 153H135V154L131 155L128 158V161L131 163L130 164L127 161V163H128L129 166L125 164L126 166L125 165L118 166L117 167V170L115 168L116 173H114L115 170H113L114 172L113 171L111 172V173H114L115 176L112 175V174L110 175L108 173H107L108 175H106V173H105V174H103L101 176L100 180H101L102 183H103V181H104V183H109V182H111L113 180L116 181L115 188L109 194L112 197L108 196V194H107V196L102 195V197L101 196L98 197V200H97V198H96V200L95 199H91V200H89V201L86 202L87 204L86 203L84 204V207L81 208V206H83V204H82L76 212H73V214H71L70 216H68L66 218V220L64 221V226L66 225L65 228H63L61 230L59 229L58 231L53 232L52 234L54 236L51 234L50 235L51 237L49 236V238L47 237L45 239V241L43 243V245H45V246H43V247L44 248L46 247V249L49 248L50 251L47 254V256L44 259H42V263L40 262V260H39V262H37L38 261L37 260L36 263L43 264V261H44V264H51V263L52 264H69V262H70V264H73V262L75 263V261L76 262L81 261V263L80 262H78V263H80V264H85V263L86 264H181L182 263L181 260H183L184 261L183 264H184L186 261L192 260L191 261L192 263H189L190 262L189 261L186 264H193V263H195V260H196L195 259L196 258L195 257L196 255L193 253V251L194 250H195V252L198 251L199 249H201L202 247L205 246L204 245L205 244L204 242H208L209 240H212L213 238H215L216 236H218V234H219L218 229L219 228L221 229V228H225V227H227L229 225L231 226V224L236 223L239 220V217L241 218L245 214V212L247 213L251 209L254 210V208H257L258 209L257 206H258L259 203L257 204V203H253L252 202L251 204L249 203L247 205L244 202H245V199H246L245 196L249 197L250 194L253 195V193H256V192L264 189V181H263L264 180V161L263 160L261 161L262 165L260 164V166H261L260 169H259L260 173L259 172H256L257 173V174L255 173L256 176H254L253 178L251 177L245 184L243 183L241 186L239 184V186L237 187L238 189L236 188L239 191H240V188H241V190L242 189L244 190V188H245V190L242 192V194L241 193L240 194H237V196H234V197H232V194H234L235 192L234 193H231V194L230 193H227V195L226 194L225 195L222 194V196L220 197V199H218L219 201L221 200L220 202L219 201H217V202L214 201L215 203L211 202L213 206L210 207V203H209V204H207V206L209 205L208 207L206 205L203 206L202 210H200V212H197V214L194 213V214L188 215L187 217L186 216L183 217L184 220H183V218L178 217V219H177L176 223L174 224V226L171 227L170 229L168 228V230H164L165 228H163V229H160V231L162 230L163 232H160L159 231V233L157 232L158 230H155V229H154V231L152 229H150L149 231H146L147 228H149V227H146L145 224L147 225L149 223H153L151 221H153V219L159 214L158 211L160 210V212H161V210L163 209L161 206L164 207L165 203H168L169 200L170 201L171 200L173 201V198L174 199H178L181 196H184L185 197V195L187 196V194L191 192V190H192L191 188H194L192 186V182H194L193 179L202 178L203 176H205L206 174H208L210 172L211 168H213L215 166L216 167L217 166L218 167H222L226 162H228V163H235L236 161H238V158H239L240 154L243 153V150L245 152L246 151H248V152L254 151L255 149L258 148L257 146H260L261 145V141H264V126L262 127L263 129L261 128L260 130H258L256 132L257 134L255 133V134H252L251 136H249V138L251 137V139H249L246 135H241V133H239V131H238L239 128H237V129L235 128L234 130H236L238 133L236 131L235 132L232 131L233 134L231 133L232 134L231 136L233 137V139L235 141H238V143L234 141V144L237 143V144H235V148H233L234 145H232V147L230 148V150L232 149L231 152L229 150V153H227L226 156H224L221 160L219 158V159L213 160L214 163H212V162L211 163H207L209 166L205 163V165H203L204 167L202 166L201 168H199L198 170H196L193 174H191V176L190 175H186L185 177H183L182 180H181V183L179 185L180 187H178V189L174 190V192H172L173 194L172 193H169L170 195L168 194V195H163V197L161 196L163 199L160 198L159 199L160 201H158L157 199L156 200L155 199H150L151 201H148L147 200L148 204L146 202V203L142 204L141 206H139V208L133 209L134 210V211L132 210L133 212L131 211L130 213H127V214H129V216L127 214H126L127 216L124 215V217L121 218L120 221H118L114 225H111V226L108 225L107 228L104 227V225L106 224V223H104L102 225V227L105 228V231H102L103 228H101V230H99V233H97L98 240H99V238L100 239H103V240H101L103 243L97 241L96 240V238H97L96 236H95V239L93 238V236L95 234L93 236H91L92 238H90L91 240L89 239V243H90V241H92V245H93V243L95 245L96 244L95 242H99L100 243V244L97 243L96 246H93L94 249H96V251H98V250H100L102 248L103 249L105 248V250H107V249L109 250V253L108 254H106L105 256H102V257H104L106 259V260H104V258H103L104 262L101 260L102 258H100V257H96V258L94 257L93 258L94 260L96 259V261H95L96 263L94 262V260H89L88 262H83V260H85L86 258L89 259V258L93 257V255L95 256L96 251L93 250V249H89V248H93L92 245H91V243L88 246H86V247H89L87 249H85L86 247H84V249H82L83 247L81 249L78 248L79 250L76 249V250H73V251H69L70 253H67L61 259H55L57 257V255H58V251L56 249H54V248L57 247V244H59V241L61 240V238L64 237L63 234H65L66 231H69L70 229H73L77 224H79V222L81 223L83 221L90 220L93 216H96L97 213L99 214L100 211L105 210L110 204H112L114 202H117V200L118 201H119V199L120 200H123L122 199V196H124V198H126V195L129 193V191H131L133 189H140V188H143V187L147 186V184H144L143 182H145V181H146V183L149 182L148 180H150L155 173H161V171H159V170L165 169V165L164 164L167 162L166 161L167 160L166 158H168L166 155H165L166 157L165 156L162 157V155H161V156L158 157L159 159L156 158L155 160L154 159L153 160H150V161H153L151 163H150V161H148V162H146L144 164L142 163L143 160H141V159L143 158L144 153L147 151V149H149L148 151H151L150 147H148V148L146 147L148 144L151 143V140H150V142H147V145H146V141H149V139H152V140L155 141V139H156V141L159 140L162 143V140L161 139H164V141L168 143V141L171 142L170 140L173 139L172 137H174L175 139L177 138L176 140H179L178 138H181L182 139L183 138L182 136H184V134L183 133H180L178 131L175 132L176 130H173L176 127L174 123H172V124L175 127L173 125L171 126L169 124L171 122H173L177 118L181 119L182 117H180V116H182V114H183V116L185 118H187L186 117L187 114L189 112H193L192 111L193 110L192 108L197 109L200 106V105H197L198 103L201 104L198 101L201 100V102H202V100H203V102H205V100H207V99H209V101H211V100H214L216 98H219V95H220L219 94L220 93L219 91L222 90V87L223 88H226L227 87L226 84L228 82H229L228 85L231 84V83H234L235 84V82L237 83L236 85H238V83L240 84L241 81L243 80V78H245L244 76H247V77L248 76H251V74H252L251 72H253L254 74H256V70H259L261 67H262V69H260V71H263L264 70V68H263L264 62L262 61V59H261L262 62L260 61V58H262ZM155 58H156V60H155ZM162 58H163V60L165 59L163 62H164V64L166 66L163 65L162 67H160L162 65L161 64L159 66V69H157L158 67L155 68L157 71L154 70V71H156V72L153 71L154 73H152L151 70H150L151 73H147V72H150V71H147L145 74H142L140 72L142 75L139 73V71L142 70V67H143V69L146 68V67L149 68L148 66L153 65V63L156 62V61H158V60L159 61L162 60ZM166 58H169V59L166 60ZM170 59H173V60L171 61ZM184 59H185L186 62L188 61V65L184 63L185 62ZM8 60H9V62H8ZM121 60H123L124 63H123V61L121 62ZM165 61H169L170 64L168 62H166L167 63L166 64ZM189 61H190L191 64L189 63ZM191 61H194L195 63H192ZM256 61H258V62H256ZM126 62H129L128 63L129 65ZM260 63L262 64V66H261ZM78 64H79V66H78ZM119 64L122 65V68L124 70L121 69V68H118ZM125 64L128 65L129 67L126 66ZM173 64H174V67H173ZM80 65H82V66H80ZM123 65L126 66V67H128V68L127 69H126V67L124 68ZM183 65H187V68H186V66H183ZM170 66H171V68H170ZM200 66H198V67H200ZM258 66H259V68H258ZM79 67H80L81 72L79 70ZM177 67H178V69H183V71L181 70V73H180V71L177 69L176 72L179 71L180 74L175 73V74H178L179 76H176L175 75L178 78H175L174 79L175 76H174V74L172 72H174L173 70H175V68H177ZM137 68H139V69H137ZM140 68H141V70H140ZM188 69H189V71H188ZM252 69H253V71H252ZM75 70H77V71H75ZM134 70H136V71H134ZM184 70H186V71H184ZM133 72H134V74H133ZM142 72H143V70H142ZM233 72L231 74H233ZM249 72L251 74H248ZM186 73L184 75L182 74L184 77L181 75V77H182L181 79H183V78L186 77V75H187ZM131 74H133V75L131 76ZM170 74H172L171 77L173 78L174 81L171 80L172 78H169L170 77ZM238 74L242 75L241 76L242 78ZM254 74H252V75H254ZM167 75H169V77H168L170 79L169 80V83H168V78H166ZM235 75L238 78L237 77H233ZM189 76H187V79H188ZM90 77H91V79H90ZM117 77H119L118 79H120V80H118ZM124 77H126L127 79L126 78L124 79ZM132 77H134V78H132ZM239 77L241 79H239ZM72 78H74V79H72ZM87 78H89L90 81H88ZM152 78H156V79H153V81H151ZM163 78H165L166 80H162ZM233 78L234 79L236 78L235 79L236 80L235 82H234V79ZM78 79L79 80L81 79V80L79 81ZM99 79H102L103 81H100ZM76 80L79 81V84L78 83L76 84ZM108 80H109V82H108ZM115 80L118 81L119 83H117ZM125 80H126V82H125ZM139 80H141V82ZM230 80H231V83H230ZM237 80H238V82H237ZM179 81H180V79H179ZM161 82L159 81L158 83H155V84H158L157 86L159 87L160 86L159 83L162 84ZM220 82H223V85H225V87L222 86V83H221V86H220L221 88L219 86H217V84H220ZM114 83H116V84L114 85ZM63 84H64V86H63ZM73 84H75L77 86H75ZM86 84H87V86H86ZM234 84H233V86H234ZM122 85H123V87H122ZM236 85H235V87L237 88ZM1 86H3V87H1ZM173 86L171 87V89L173 88ZM215 86H217V87L215 88ZM158 87H157V89H158ZM213 87L215 88L214 89L215 91H213ZM238 87H239V85H238ZM12 88H11V90H12ZM56 88H58L57 89L58 91L56 90ZM75 88H76V90H75ZM219 88H220V90H219ZM206 92H203V93H206ZM146 93H149V94L148 95H144ZM201 94H202V96H199ZM216 95H218V96H216ZM154 97H156V96H153L152 98H154ZM103 98H106V99H103ZM71 101H72V103H71ZM53 104H55V105H53ZM75 104H77V105H75ZM196 105H197V108L195 107ZM179 109H180V111H179ZM71 110H73V111H71ZM81 110H83V111H81ZM180 112H181V114H180ZM90 113H88V115ZM30 115H32V116H30ZM75 116H76V118H75ZM85 116H87V114ZM23 117L25 119H23ZM129 117H130V119H129ZM133 117H134V119H133ZM173 117H175V118H173ZM33 118H34V120H33ZM183 118H182V120H185V118L184 119ZM158 119H159V122H158ZM154 120L155 119H153V121ZM23 122H25V123H23ZM149 122H150V124H149ZM121 123H122V125H121ZM125 123H127V124H125ZM129 123H131V124H129ZM136 124H137V126H136ZM167 125L170 127L168 131H166L168 129ZM48 126H49V128H48ZM125 127H127V128H125ZM171 127H173V129H171ZM2 129H4V128H2ZM25 129H27V130H25ZM46 129H47V131H46ZM170 129L173 130V131L170 132L171 131ZM160 133H162V134H160ZM172 133H174V134H172ZM164 134H165V136H164ZM166 136H167V138H164ZM178 136H180V137H178ZM203 136H204V138L206 136V139H208V138L209 139H211V138L213 139V137L216 138L218 135H216L214 133H206V135H203ZM236 137L237 138L239 137L238 138L239 140ZM246 137L248 139V143H247ZM17 138H18V140H17ZM168 138H170V140ZM154 141L152 142L153 145H151V144L148 145V146H151L152 149L154 147H156L160 143L158 141V143L156 145V141H155V143H154ZM144 142H145V144H143ZM259 142H260V145H259ZM141 143L143 145H145V148H146V151L145 152H144V150H145L144 149V146L143 145L142 146L140 145ZM254 144L256 145L257 148H255V145ZM97 145H98L97 148L101 147L99 145V143ZM185 146H187V145H185ZM191 146H192V144H190L189 142H188V146L186 148L184 147V145L182 146L183 148H180V146H179L178 147L179 149H177V150L181 151V154L178 151L175 153V147L177 148V146H172V147H174V153L172 152L173 151L172 147H171V150L172 151L170 150V153H172V155H174V156H177L179 154L180 155H183V154H186V153H188V152H190L192 150L190 148ZM192 148H193V146H192ZM142 150H143L144 153H142ZM14 151H16V152H14ZM177 153H179V154H177ZM99 154L101 155L102 153H99ZM99 154H97V155L96 154H92L93 156L91 155L88 158L85 157V159H83V160L86 161V162H83V160L77 162L76 164L79 163L78 165L80 167L78 165L72 166V167H76V168L78 167L77 170H76V168H69L70 169V170L68 169L69 171L66 170L65 175H64V178H63V181L64 182L62 181V183L60 184L61 186L59 185L57 188H55V190H54L55 192L53 191V193H51L50 197L48 196L47 199H44L43 201L42 200L41 201H37V203H36V201L33 202L32 206L31 207L29 206L26 209V211L24 212V214L22 215V217L19 219V221H18L17 224L14 223V224H11V225H5L3 227L0 226V235H1L0 236V245H1V243L3 244L4 241H6L5 243H7L9 238L11 239L13 236H16V234H20V232L23 229H25L28 226H31V224H34L33 226L40 225V223L39 224H36L33 220L35 218V220L36 219L38 220V221L36 220V222H40V220H43V219H40L39 220L37 218V215H35V213L38 214L42 210L50 209L51 206L54 203H61L62 202L63 204H66L63 200L64 199L67 200L68 197L70 198V195L71 194L70 195H67L69 193H72V195H71V198H72L73 195H74L73 192H72L73 190H74V192H76L77 190H79L81 188L83 189V188L92 187L96 183V181L94 179L92 180V178L89 180V178H87L85 175H86V173H88V169L89 168H92V166L95 163V161L98 160V158L100 157ZM175 154H177V155H175ZM92 159L95 160V161H93ZM163 159L164 160L166 159V160L164 161ZM80 163L82 165H80ZM146 164H147V167L144 166ZM130 165H131V167H130ZM123 166H125V167H123ZM141 166L143 167L144 171H143V169H140V168H142ZM120 167H123V168H121V170H120L119 169ZM126 167L127 168L130 167L131 170H132V174L130 175L131 176L130 178L132 180L131 179H128L129 181L131 180L130 182L127 179H120L119 178V177H121L120 175L123 176V173L127 169ZM156 167H158L159 170ZM205 167H206V169H205ZM122 170H124V172ZM134 170H135V172H133ZM89 171H90V169H89ZM151 172H154V174L151 173ZM149 173H151V174L149 175ZM83 176H84V178H86L85 181H84V179L82 180ZM139 176H140V178H139ZM144 176H146L147 179ZM78 180H80V181H78ZM109 180H111V181H109ZM125 181H126V183H125ZM189 187H191V188H189ZM75 189H76V191H75ZM237 190H235V191H237ZM239 191H237V192H239ZM161 199H162V201H161ZM241 201H244V202H241ZM159 203H161V204H159ZM220 203H223V204H220ZM63 204H61V205H63ZM253 204H254V206H253ZM255 204H257L256 207H255ZM260 204H261V206L264 205L263 203H260ZM85 205H86V207H85ZM245 205H246V207H244ZM249 205H250V207H249ZM71 206H72V204H70V203L67 204V207L70 208ZM93 206H94V208H93ZM261 206H259V207H261ZM206 207L208 209H206ZM86 208H88V210H86ZM155 209H156V211H155ZM92 213H93V215H92ZM230 213H231V215H230ZM74 214H75V216H74ZM154 214L155 215L157 214V215L154 216ZM151 215H153V216H151ZM214 215L215 216H219L220 219L222 217V220L219 219V221H214L213 222L212 221L213 219L211 220V218L214 217ZM220 215H222V216H220ZM46 218H48L47 221L45 220ZM46 218H44V222L41 221V224H44L42 226H46L47 227L48 225H50L54 221V218L53 217L52 218L50 217L53 220H51L49 217H46ZM74 220H76V221H74ZM49 221L51 222L50 224H49ZM47 222H48V224H47ZM220 222H221V224H219ZM228 223H230V224H228ZM40 226H38V227H40ZM40 228L43 229L44 227H40ZM144 228H145V230H144ZM142 230L144 232H142ZM204 230H205V232H204ZM150 231H151V233H150ZM163 233H164V235H161ZM101 234L103 235V238L101 237L102 236ZM121 234L122 235H125V237H126L125 238V241L123 243H120L119 242V238L122 236ZM207 234H208V236H207ZM167 237L168 238L184 237V239L187 237V240H186V242L184 240L185 244H184V246H183L182 249L178 248V250H177V248L176 249L173 248V249L170 250V252H166V253H163L161 255H158V254H155L157 256L151 255V253L153 254V252L155 251V248L157 246H159L164 240L168 239ZM206 239L208 241H206ZM115 240H117V241H115ZM125 242H126V244H125ZM99 246L101 248H99ZM199 246L200 247L202 246V247L200 248ZM96 247H98V248H96ZM51 249H53V250H51ZM32 251L34 252L35 249L33 250V248H31V249L28 248L23 253V256H12L11 258H7L5 260V262L3 260H1L0 263L1 264H5V263H8V262H14V261H16L17 258L19 259V258L24 257V256L25 257H27V256L30 257V255L33 254ZM235 251L236 250H234V253H235ZM243 251L240 250V252L245 253V254H243L244 256H246L248 258H252V256H253V258L255 257L254 256L255 253H254L253 250H247V252H243ZM250 251H251V253H250ZM192 253L195 256H191ZM241 254H238V252H237L236 254H234V256H236V255H238V256L240 255L241 256ZM109 255H110V257L108 259L107 256H109ZM164 255H166V256H164ZM118 257H120V258H118ZM97 258H99L100 261ZM183 258H185V259L187 258L188 260H185ZM193 260H194V262H193ZM240 260L242 262V259H240V258H239V260L236 259L237 262H235V263L236 264H238V263L241 264ZM45 262H49V263H45Z\"/></svg>", "mask_w": 264, "mask_h": 264}]
</instances>
